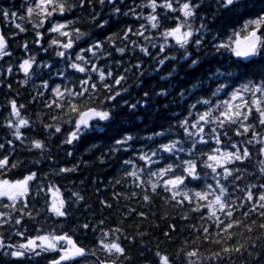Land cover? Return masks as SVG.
<instances>
[{"label":"snow or ice","instance_id":"obj_1","mask_svg":"<svg viewBox=\"0 0 264 264\" xmlns=\"http://www.w3.org/2000/svg\"><path fill=\"white\" fill-rule=\"evenodd\" d=\"M175 2L178 7H174L173 0H147L140 5L133 0V5L122 12L125 5L117 6V0H98L99 6L111 9L108 20L103 18L102 12H96L97 0H24L27 7L18 11L0 7V17L9 20L21 32L25 27L15 20L19 11H23L24 16L19 18L27 17L32 23L34 44L45 55L55 50L54 56L49 57L51 63L36 64V57L28 54L18 65L10 64L7 69H0V73L7 74H0V80H10L14 68L25 76L20 83L40 79L31 103H39L42 108L37 120L32 121L21 115L25 105L13 98L8 102V117L0 125L8 129L5 140L0 142V198L8 202L0 200V228L11 226L13 237L17 239L16 243H5L0 236V264H34L44 254L52 257L47 264H81L91 257H95L93 264H117V261L127 264L123 241L135 242L137 236L142 239L145 234L125 236L120 226L105 228L103 219L78 226L85 232L91 229L94 235L98 231L92 250L82 246L74 234L64 231L63 227L48 231L38 227L35 235L28 234L26 229L20 230L25 217L38 219L42 214L40 209L29 206L33 184L37 185L35 199L43 195L48 219H66L69 207L82 203L84 198L73 191L66 200L61 189L49 179L74 173L76 166H61L42 176L39 170L26 171L22 178L13 179V170L19 167V162L13 161L12 156L15 145L20 143L30 154L39 152L41 157L51 161L46 143L49 134L62 137L58 147L71 148L94 137L100 130L107 131L124 109L135 115L149 106L153 95L166 98L171 94L168 88L159 92L146 90L137 103L123 99L128 92L123 88L128 74L143 75L145 58L155 63L153 71L173 65L166 76L160 77L169 84L180 75L181 69L191 70L184 73L190 78L189 86L181 87L175 97L184 101L182 118L145 137L134 136L130 130L118 132V138H110L112 142L107 145V153L101 152L99 159L119 152L131 153L127 159L118 161L123 175L115 184L127 189L130 183L133 190L125 198L135 200L141 209L152 208L153 201L159 199L165 205L184 210V215L179 217L182 223L192 215L198 216L199 223L189 225V231L195 233L198 240L208 241L212 237L211 242L220 248L207 258L208 264H225L226 260L245 251L251 256L257 244L264 253V222L257 224L251 219L253 214H258L264 221V0H259L258 9L256 0H215L211 15L213 24L225 13H232L243 19V25L218 28L211 41L205 39L212 35L208 16L199 17L202 21L199 28L191 23L198 18L197 12L202 5L194 0ZM161 8L166 13L163 16L159 13ZM77 9L86 13L90 29H105L113 17H131L133 24L103 39L94 38L91 32L81 30L78 20L66 18V14ZM146 9L150 11L144 15ZM245 16L250 18L244 19ZM140 20L144 23L134 28ZM115 22L120 23V20ZM45 29L52 37L47 47L42 43L47 39ZM81 43L87 46L81 48ZM206 45H210V51H205ZM6 46V37L0 34V57L5 55ZM28 47L25 43L26 53ZM173 48L176 54L169 55ZM202 51L203 56L200 55ZM125 56L129 57L128 61L124 60ZM134 58L136 62L132 63ZM34 73L38 75L34 77ZM8 87L10 91L11 85ZM176 87L180 85H173L172 91ZM47 113H52L47 116L50 123L44 119ZM172 118L175 119V114ZM65 126L70 130L65 132ZM33 128L42 132L44 138L24 136L25 130ZM157 138L165 142L158 143ZM136 144L140 146L134 147ZM205 148L210 151H203ZM67 155L72 156L73 152ZM254 155L259 166L249 173L239 165H246ZM40 163L36 160L34 165ZM245 180H255V183L244 184ZM120 198L121 194L116 193L114 199L119 201ZM100 204L104 208L112 207L105 200ZM132 215L147 218L148 213L128 207L122 219ZM237 229L243 231L237 233ZM173 231L175 225H168L164 236L170 237ZM253 231L262 235L249 243ZM238 234L244 238V243L237 241L232 245ZM197 255V250L192 248L184 252L186 264H203L202 260L193 259ZM154 256L157 264H176L172 256L159 250Z\"/></svg>","mask_w":264,"mask_h":264},{"label":"trees","instance_id":"obj_2","mask_svg":"<svg viewBox=\"0 0 264 264\" xmlns=\"http://www.w3.org/2000/svg\"><path fill=\"white\" fill-rule=\"evenodd\" d=\"M147 0H135L136 5L146 3ZM174 7H178V4L173 0ZM183 2V0H179ZM195 3L202 5L197 12V19L191 21L194 28H199L202 23L200 16H208L207 21L209 31L212 35L206 36L205 39L211 41L213 36L217 34L216 29L225 27L226 28H237L242 27L243 19H238L237 16L232 13H225L220 19L216 21L215 24L211 21V15L214 11L215 0H194ZM119 4H124L125 7L121 9L122 12L127 11V6L133 5V0H117V6ZM0 7L9 8L11 11H18L22 8H26L27 5L24 0H0ZM260 7L259 0H256V8ZM91 11V9H89ZM150 10H143V14L147 15ZM96 12H102L103 18L108 20L111 9L106 5L99 6L97 0ZM159 13L163 16L165 15V10L163 8L159 9ZM178 15V14H177ZM24 16L23 11H19V14L15 20V23L21 24L25 27V31L21 32L19 29L14 27V24L10 23L9 20H4L0 17V34H3L7 40V46L5 49V55L0 57V69H7L11 65H18L19 61L26 58L28 54L36 57V64L41 62H49V57L54 56V51L51 50L44 54L43 50L36 46L33 42V37L35 33L32 30V23L27 21V17L21 20L19 17ZM67 19L78 20L81 30L84 32H91L94 38L103 39L106 36L114 35L120 31L122 27H127L133 24L131 17H113L111 21L105 26V29L97 30L90 29L88 27L87 15L77 9L73 13L66 14ZM250 18L245 16L244 19ZM11 19V18H10ZM116 19L120 20V23H116ZM175 19V17H173ZM35 21H33L34 23ZM139 23H144L140 20L138 23L134 24V28L139 27ZM167 26V25H165ZM47 39H43L42 43L45 47L48 46V40L52 37L47 35V30H44ZM155 35V33H152ZM27 43L29 45L27 53L25 52L24 45ZM85 43H81L80 47H86ZM122 46V45H120ZM79 49H77L78 51ZM210 45L205 46V51H210ZM190 51H195L190 49ZM176 49L173 48L169 55H175ZM155 55V52H153ZM201 56L204 55V51L200 53ZM227 56V54H226ZM225 56V58H226ZM195 58V57H193ZM125 61L129 60L128 56L124 57ZM132 63L136 62V59H132ZM144 74L140 73H129L127 82L123 85V88H127L128 92L123 95L124 100H128L131 103H137L144 91L153 90L154 92H159L162 88H168L170 95L165 97L153 95L149 106L147 108H142L138 110L135 115L124 109L120 112V115L115 122L107 131L100 130L92 138L80 141L71 148L58 147L60 145V136H52L49 134L46 141L48 148L50 149V155L52 157L51 161H48L45 157H41L39 152L30 154L28 150L23 147L20 143L15 145V155L12 156L13 161L19 162V167L13 170V175L11 178H22L26 171H36L39 170V174L42 176L45 173H51L58 170L59 167L72 168L77 167L76 172L71 174H65L59 177L50 176L49 179L52 180L57 187L61 189L63 197L67 200L71 196V192H79L83 196V202L80 204L73 203L68 209V216L63 220H56V218L48 219V214L44 211L45 200L43 195L40 199H35L36 196V184L31 187V196L29 199V206L35 209H40L42 214L38 219L29 220L25 217V223L20 226V230H27L28 234L35 235V229L38 227H43L46 231L56 228L59 230L63 227L64 231H70L74 234V238L78 242L89 250L93 249V245L98 235L93 234V231L89 229L88 231L79 230L78 226L88 223H96L97 221L103 219L105 221V228H111L120 226L124 229L125 236H137V233H144L143 238L137 236L135 242L128 240L123 241V246L127 249V264H157L154 253L159 250L162 253H167L172 256L176 264H186V260L183 253L188 251L189 248L197 250V257L194 260H202L203 264H208L207 258L220 251V248L211 242L212 237L208 241L203 239H197V235L189 231V225L198 224L199 217L192 215L186 222H181L179 217L184 215V210L179 207H174L171 204L165 205L159 199L153 201V207L141 209L140 205L135 201H129L125 197L133 190L131 184L127 189L123 186H117L115 181L119 179L123 173L120 171V165L118 161H122L128 158L131 153L119 152L116 155L108 156L106 155L103 160L99 159L101 152L107 153V145L111 144V137H117L118 132L123 130H130L134 136L145 137L151 135L153 131H162L163 128H167L170 124L175 123L182 118V106L184 101L175 99L179 94L181 87L189 86V79L185 76V71H191L190 69H181L180 75L176 79L171 80V83H166L161 81V76H166L169 71L173 68L172 64H167L163 66V70L153 71L155 68V63L145 58L143 60ZM127 64H125V67ZM7 75L6 73H0ZM119 74V73H117ZM199 74V70H197ZM38 74L34 73L33 76L36 77ZM48 79L47 76L44 77ZM25 76L23 73L18 72L15 68L12 71L11 79L0 80V125L4 124L5 119L8 117V102L9 100L15 98L18 104L25 105V109L21 112V115L25 118H29L32 121L37 120L38 111H42L41 105L39 103H31L34 95L36 94L37 86L41 84V80L38 78H33L27 83H20L23 81ZM54 79H57L54 77ZM11 85V90L9 91L8 85ZM179 84L180 87H176L175 91H172V86ZM186 99V97H185ZM223 99V97H221ZM191 103V101H189ZM167 105V109L165 106ZM52 113H47L44 116L45 122H51L47 119V116ZM175 114V119L173 115ZM70 130L65 126V132ZM175 131V129H173ZM8 129L5 127H0V142H3L6 138V133ZM24 136L31 138H44L42 132H38L36 128L31 130H25ZM157 142L161 141L157 138ZM25 143H28L26 140ZM91 145L96 147L93 149ZM139 144L134 145V147H139ZM12 151V149H9ZM69 151L73 152L72 156H68ZM203 151H210V148H205ZM36 160H40V164H35ZM240 167L244 168L246 171L251 173L254 168H258V161L255 155L247 164H241ZM39 183V181H37ZM47 183V181H45ZM255 183V180L249 181L245 180L244 184ZM243 186V185H242ZM116 193L121 194L119 201L114 199ZM5 204H7L6 198H0ZM105 200L107 203L111 204V208H104L101 206L100 201ZM128 207L136 208L137 211L144 210L148 213L147 218L137 217L135 215L130 216V218L122 219V213L126 211ZM2 208V205H0ZM247 211V209H244ZM152 213H155L153 216ZM18 214V213H17ZM36 214L33 213V216ZM162 217H166L162 219ZM255 220L257 224L262 223L258 214H253L251 217ZM174 224L175 231L170 234V237L166 238L164 236L165 231H168V225ZM14 229L9 226L7 228H0V236L3 237L5 243H16L17 239L13 237ZM237 233L242 232V229H237ZM202 233L200 236L202 237ZM245 236L249 234L244 233ZM262 235L259 231H253L249 237V243L257 241ZM123 239V237H122ZM215 239H220V237H215ZM239 243H244V238L241 235H237L236 240L232 241V245ZM258 256V258H257ZM50 255L44 254L37 262L34 264H47L48 259H51ZM104 257L101 256V259ZM95 257H91L87 260L81 261V264H93ZM119 264V261H117ZM225 264H264V253L260 252L259 245L255 251H252L251 256L249 251L236 254L231 260H226Z\"/></svg>","mask_w":264,"mask_h":264}]
</instances>
